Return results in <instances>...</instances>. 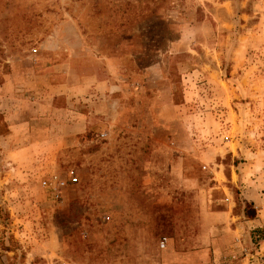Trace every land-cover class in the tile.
<instances>
[{
    "label": "rangeland",
    "instance_id": "obj_1",
    "mask_svg": "<svg viewBox=\"0 0 264 264\" xmlns=\"http://www.w3.org/2000/svg\"><path fill=\"white\" fill-rule=\"evenodd\" d=\"M8 80L49 130L31 151L0 140V264H247L264 0H0V93ZM245 200L252 221L232 216Z\"/></svg>",
    "mask_w": 264,
    "mask_h": 264
},
{
    "label": "crops",
    "instance_id": "obj_2",
    "mask_svg": "<svg viewBox=\"0 0 264 264\" xmlns=\"http://www.w3.org/2000/svg\"><path fill=\"white\" fill-rule=\"evenodd\" d=\"M11 80H8L7 83H5L2 87L3 90L0 93V111L1 113L4 114V120L6 121V130L5 133L1 134L0 133V140H4L3 142H5V144H8L10 147L13 146V140L14 141H18L20 139V137L22 136H27L29 138V142H28V146L24 147L23 149H28L29 151L32 150L33 145H34V141L36 139L38 140H44L47 137L48 134V130L47 128H45L43 125L39 124L40 120L36 119V118H40V117H36V111L39 110L42 105H36L35 108V104L34 101H30L29 100V96H28V100H24V99H20V101L18 100V96L15 92H14V84H11L10 82ZM27 89H29V82L26 84ZM29 95V92L27 93ZM50 106V104H49ZM25 108V109H24ZM81 118L79 117L75 122L71 123V124H65L63 126V130L68 129V130H72V133H80L82 131L85 130V123L80 121ZM45 129V130H44ZM38 134L40 137L37 138L35 137V135ZM242 138H238V136L236 137V141L237 143L239 142V140H241ZM11 144V145H10ZM239 144V143H238ZM239 152H240V147H236L235 149V154L237 157H239ZM232 153L231 150H228V154ZM240 154H242V152H240ZM223 162V161H222ZM238 162H233L231 165L228 164V166L231 167V171L233 170L234 174L236 176H238V172L237 169L240 167V164L238 165ZM227 164L225 162H223V166L225 167ZM252 208L255 209L254 211V215L249 217L248 221H252L253 217H258L259 215V209H257L256 204H252L251 200H245L243 202V206H241L240 211L236 214L232 216H235L237 218H241L247 216L245 213V208ZM256 220V219H255ZM259 220V219H258ZM264 224V223H263Z\"/></svg>",
    "mask_w": 264,
    "mask_h": 264
},
{
    "label": "built area",
    "instance_id": "obj_3",
    "mask_svg": "<svg viewBox=\"0 0 264 264\" xmlns=\"http://www.w3.org/2000/svg\"><path fill=\"white\" fill-rule=\"evenodd\" d=\"M74 181L75 178H72ZM68 180L56 172H52L41 180V187L48 190L54 198L61 196L63 189L67 186ZM260 233L257 235L258 241L251 252L244 250L247 258V264H264V224L260 226ZM166 245V237H163L159 246L161 248Z\"/></svg>",
    "mask_w": 264,
    "mask_h": 264
},
{
    "label": "trees",
    "instance_id": "obj_4",
    "mask_svg": "<svg viewBox=\"0 0 264 264\" xmlns=\"http://www.w3.org/2000/svg\"><path fill=\"white\" fill-rule=\"evenodd\" d=\"M246 208H247V207H246ZM246 208H245V209H246ZM245 213H246V210H245ZM253 215H254V210H252V214H251V216H253Z\"/></svg>",
    "mask_w": 264,
    "mask_h": 264
}]
</instances>
